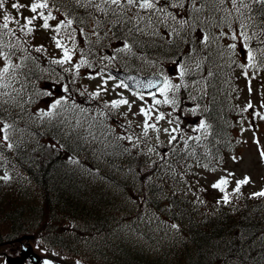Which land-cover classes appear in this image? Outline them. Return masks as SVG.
Wrapping results in <instances>:
<instances>
[{
    "label": "trees",
    "instance_id": "1",
    "mask_svg": "<svg viewBox=\"0 0 264 264\" xmlns=\"http://www.w3.org/2000/svg\"><path fill=\"white\" fill-rule=\"evenodd\" d=\"M18 1L5 0V7L0 9V24L5 13L13 18L8 25L12 33L0 28V50L9 53L11 65L18 66L0 77V127L11 125L7 141L0 133V177L6 173L10 176L7 181L0 179V243L32 235L33 246L45 254L56 253L54 256L68 264H264V197L250 198L253 192L247 187L235 193L236 184H228L229 202L224 203L225 189L222 192L198 183L192 186L194 199L190 190L177 188L176 183L181 179L193 181L198 166L224 162L225 153L232 149L227 146V132L234 115L232 91L237 68L231 58L228 60V47L215 38L222 29L229 33V25L231 31L240 32L241 23L247 24L249 46L257 55L254 69L260 74L264 71V5L245 0L250 10L241 9L242 17L232 0H224L222 5L218 0H196L200 12H192L191 0H185L186 11L169 10L179 13L177 20H189V25L181 28L177 21L154 18L155 34L147 35L129 33L132 24L123 20L114 26L117 16L94 6L102 0H94L92 6H86L87 0L79 4L77 0H46V9L57 12L58 24L67 19H63V12L76 27L63 38L58 34L64 46L69 43L58 48L49 29L44 30L43 39L39 35L43 23L39 18L33 21L31 34L20 30L14 21L19 19L22 25L24 20L11 8ZM26 10L21 8L20 13L30 17L24 15ZM125 11L127 17H133L137 9ZM90 22L95 24L97 36H103L98 46H92L89 35L78 29ZM202 34L211 38L206 46L200 42ZM125 42L131 51L120 50ZM110 44L117 48H110ZM65 48L71 62L78 60L73 63L79 66L78 71L70 61L52 62L63 58ZM176 63L189 69L186 80L199 72L207 87L203 115L209 133L207 137L201 135L193 146H171L163 160H149L141 150L115 141L109 120L129 126L133 116L127 107H112L113 98L107 93L93 97V93L78 90L88 74L109 66L150 73ZM4 66L0 57V69ZM48 83L67 88L59 92L64 99L58 107L77 123L73 127L67 125L66 116L64 121L60 119L63 112L56 111L53 119H34V105ZM88 96L99 107L92 105ZM70 97L75 99L74 107L69 105ZM79 125H87L88 133L81 132ZM92 146H97L106 164H98ZM185 151L192 152V158ZM164 204L166 209H161ZM150 214L164 228L169 227L164 246H157L147 234L138 241L133 237L140 233L137 223L141 215ZM173 224L178 227L173 228Z\"/></svg>",
    "mask_w": 264,
    "mask_h": 264
},
{
    "label": "rangeland",
    "instance_id": "2",
    "mask_svg": "<svg viewBox=\"0 0 264 264\" xmlns=\"http://www.w3.org/2000/svg\"><path fill=\"white\" fill-rule=\"evenodd\" d=\"M39 12V10H38ZM49 10H45L44 15H47ZM52 16L56 19L57 12L51 13ZM63 16V14H62ZM64 17V16H63ZM54 19V20H55ZM54 20L50 23L52 27L54 26ZM91 27L93 29L94 25L91 23ZM51 27V28H52ZM82 31V29H81ZM75 32V29L69 27H61L59 33L62 37H65L68 34ZM227 30L222 29L218 32V35ZM229 32V31H228ZM87 33L90 31L87 30ZM104 34V33H103ZM227 34V33H226ZM105 35V34H104ZM107 36V35H105ZM231 36L229 32L225 38L220 39L223 45L236 43L237 44V54L234 55L235 58H239V51L241 48L239 47L240 43L238 39L233 41L228 37ZM100 37L97 36L95 29L92 34H89V38L91 39L92 46H98L100 43ZM104 52V50H95ZM73 63V62H72ZM178 67L176 68L171 66H166L165 72L167 75V79L169 80L171 85H178L179 87L173 90H169L167 93L168 98H175V101L178 104V107L169 103H153V96L155 99L163 101L165 99L164 95H161L158 92L155 95L151 96H132L127 91L122 89L120 86H116L114 81L108 80V76L105 73H101L98 76H93L90 80L86 81L78 88L82 94L85 93H95L97 90H100V93H107L112 98V101H119L121 99L127 100L128 104H123V106L129 108V104L131 105L130 111L133 115V122L130 123L129 126H124L120 121L109 120V129L113 131L114 134H117L118 137H128L131 136L133 139L130 142L127 139H120L123 144L126 146H133V144H138L136 149L141 148L144 154H147L150 157L155 158V160H160V155L163 146L169 145V134L164 131V129H177L175 132H172V135L177 136L179 133L183 132H192L194 129L198 127L194 125L195 122L198 123V115L194 112L193 109L196 107L195 98L191 97L197 92L194 81L190 85H186L183 82L181 72H183L186 68ZM171 68H174L172 72H170ZM188 68L186 69L184 75L186 74ZM198 72H195L193 75H197ZM184 77V76H183ZM185 78V77H184ZM262 81V80H261ZM260 81V82H261ZM102 86V87H101ZM248 81H245L241 78L238 81V106L236 108H244L249 102H251L252 107L245 112V118H238L239 120L235 121L233 124V129L231 131V136L233 140L238 141V145L234 154H231L229 159L228 166L225 170H221L218 172L210 173L206 171H201L202 178L206 181L208 185H213L217 181H219L222 177L228 179V183L236 182L237 180L244 179L245 176L250 178V182L248 184H244V186H251V190L255 188L263 189L264 186V160L260 157V151L264 150V119H260V116H264V80L261 83H251V93L248 90ZM59 88V87H58ZM93 88V89H91ZM180 90L185 94V96L180 95ZM140 97H143L142 99ZM92 105L99 107L95 102L93 97L88 96ZM82 102V101H81ZM188 106V107H187ZM102 107L104 108V102H102ZM148 107H152L151 109ZM144 108L146 111H149L150 118L148 120L149 124H155L159 131L148 129L147 136L143 135L144 133V122L145 117L141 114L140 109ZM259 115H254V114ZM163 116V119L156 120L157 116ZM37 118H40L37 115ZM74 124H77L76 122ZM251 126V127H250ZM79 129L81 132L88 133V127L79 125ZM244 129V131H241ZM254 140H258L259 144L254 143ZM96 148V153H94V158L98 159L101 164H106V160L104 159L103 154L98 153L97 146H92ZM153 149L149 151V149ZM233 157H236L234 160ZM91 159V158H90ZM92 160V159H91ZM108 165V164H107ZM109 166H106L108 168ZM117 172L116 170L113 171ZM232 173V176L228 174ZM238 178V179H237ZM121 190L118 191L117 199L120 200L121 196H119ZM154 215L141 216L140 221L137 223L138 227L144 229L145 231L152 232V240L157 243V245L164 246L166 244V229L164 226L158 224L157 219H155ZM117 249L119 250V243L115 244ZM32 247L37 255L42 258V264L44 260H50L53 264H63V261L59 257H53L45 254L41 249ZM6 250L2 251L8 259H15L18 257L19 245L15 244L12 247H5ZM1 254V252H0ZM3 256H0V264H3ZM29 264V263H24Z\"/></svg>",
    "mask_w": 264,
    "mask_h": 264
},
{
    "label": "snow or ice",
    "instance_id": "3",
    "mask_svg": "<svg viewBox=\"0 0 264 264\" xmlns=\"http://www.w3.org/2000/svg\"><path fill=\"white\" fill-rule=\"evenodd\" d=\"M254 3H260L262 5H264V0H253ZM77 3H81V0H77ZM94 3V0H87V5L86 6H92ZM219 4H223L224 0H218ZM115 5L116 8L112 9L111 7L109 8H105L103 5ZM191 4H192V12H200L202 11V8H199L196 6V0H191ZM232 5L234 10L240 14V16H244V13L241 11V9H249L250 10V4L246 3L245 0H232ZM98 11H103L105 13H107L108 11H112L113 15L117 16V20L114 22V26L116 24H119L121 22V20H123L125 23H131L132 27L128 29L129 33L136 31L138 33L141 34H147V35H154V23L156 22V19H160L162 21H166L168 19L177 21L181 28H183L185 25H189L190 21L189 20H185V19H179L177 20V17L179 15V13H173L171 11H169V8H173V9H180V10H187L186 9V4H185V0H102L101 4H95L94 5ZM5 7V0H0V9H3ZM136 8L137 12L134 14L133 17H127L126 16V9H130V8ZM11 8L16 10L17 13L22 17V19L24 20V23L21 25L20 24V20L17 19L14 22L18 25H20V30L22 32H26V34H31L33 32V28L31 27V25L33 24V21H35L37 18L43 20V23L41 25L42 28L44 29H50L52 26L49 24L50 20H54L55 17L52 16L51 12H49L47 15H44L43 11H40L38 13V10H43L48 8V4L46 2V0H33L32 3H30L29 5H22L20 3H12L11 4ZM21 8H27L28 11H30L31 13H33L32 16L30 17H23L22 13H20V9ZM117 9L119 11H117ZM140 12H145L148 13L147 16L145 15H140ZM229 15H231V13H229ZM250 19V17L248 18ZM13 21V18L5 13L3 15V23L0 24V28L2 29H7V31L9 33H12L13 30L9 28V22ZM72 24V20H67L66 23L65 21H61L60 24L56 25L55 29H53L54 31L59 32L61 27H65V26H70ZM143 25V26H141ZM230 31H231V26L229 25ZM149 29H153L152 31H149ZM193 30L195 31V28H193ZM174 33L176 32V29L173 28L172 30ZM239 38L241 39V51L244 53L245 56V60L246 63H240L238 66L241 67L242 69H244L243 71V75L245 76V78L248 80V90L249 93H251L252 89H251V78L248 77V72L247 69L249 67L252 68H256L257 67V55L256 53L253 51V49L249 46V41L251 39V37L247 34V24L245 23H241L240 25V32H239ZM238 35L237 33L233 32L232 35L228 38H230L233 41H236L238 39ZM227 36L226 33L221 32L219 34L218 37H216L215 39H222L225 38ZM71 39H74L73 36H70ZM53 39L56 41V46L58 48L63 47L61 44V41L59 39H57L56 37H53ZM211 38L207 35V34H202V36L200 37V42L202 44H204L205 46L207 45V43L209 42ZM228 49L230 50V54L231 55H236L237 54V44L236 43H231L228 46ZM123 51H131V46L130 44H128L127 42H125L123 44V48L120 49ZM37 51H40V48H37ZM0 57H3L5 60V66L0 69V77H3L5 74H7L10 70V68L13 67H18V66H13L10 63V55L9 53H5L3 50H0ZM71 60V56L69 54V50L68 49H64V53H63V58L61 60H54L52 61L53 63H67ZM261 62L264 63V51L261 52ZM81 63H86V61H82ZM74 67H76L77 71L79 66L74 65ZM181 75H183V72H181ZM92 78V77H90ZM148 87H153V83L150 81L147 85ZM102 87V86H101ZM178 85H171L169 80L167 79V77L164 78V82H163V86L161 88L158 89V91L161 93V95H164L165 99L163 101L157 100L155 99V96H153V103L154 104H160V103H165V104H173L175 105L176 101L175 98L173 97L172 99L168 98L167 93L169 92V90H173L178 88ZM64 91H67V88L64 89ZM48 95H52V92H48L46 93ZM100 94V91L98 90L97 92L93 93V97L97 96ZM141 99L143 97H140ZM63 97H61L60 99H57L55 101V103L51 106L53 109L56 108L58 105H60L63 101ZM120 104H128L127 100L121 99L119 101H112V107H118ZM107 107V105H106ZM252 107L251 102H249L243 109L242 111L246 112L248 111V109H250ZM262 107H264V105H262ZM129 108H131V105L129 104ZM140 112L142 115H144L145 117V122H144V133L143 135L147 136L148 134V129H152L155 131H159V129L156 127L155 124H149L148 120L150 118L149 115V111H146L144 108L140 109ZM43 115L46 116H50L52 115L51 112H45L43 113ZM254 115H259L254 114ZM260 119H264V116H260ZM163 119V116H157L156 120H160ZM11 127V125L8 124H4L2 127H0V133H3V139L5 141H7L9 139V133H8V129ZM207 125L205 124L204 121L200 122V125L197 129H194V131H199L201 129L206 130L207 129ZM251 127V126H250ZM177 129H172L171 131L169 129H164V131L166 133L169 134V144H171L173 141H175L177 139V137L175 135H172V132H175ZM241 131H244V129H241ZM120 139H127L130 142L132 141V137L128 136V137H119ZM189 139H192V137H189ZM196 139H199V137H196ZM254 143L259 144L258 140H254ZM185 143H187V141H185ZM138 144V141H137ZM137 144H133V147H136ZM8 147L11 148L12 144L9 143ZM153 149H149V151H152ZM260 157L262 160H264V150L260 151ZM233 159L235 160L236 157H233ZM229 176H232V173L228 174ZM0 179H3L5 181L10 179V176L6 173L3 177H0ZM250 182V178L245 176L244 179L242 180H237L236 183V187L233 189V192L235 193H239L240 191V187L244 184H248ZM228 184V179L222 177L219 181H217L216 183H214L212 185L213 188H217L220 191H224V187L225 185ZM258 197H264V189H261L259 192H253L251 194L250 198H258ZM223 202L224 203H228L229 199H228V195L225 194L223 196ZM219 203V201H218ZM173 228H177L178 226L173 224L172 225ZM53 255H57L56 253H53ZM43 264H53L52 261L50 260H44ZM76 264H80V261H77Z\"/></svg>",
    "mask_w": 264,
    "mask_h": 264
},
{
    "label": "water",
    "instance_id": "4",
    "mask_svg": "<svg viewBox=\"0 0 264 264\" xmlns=\"http://www.w3.org/2000/svg\"><path fill=\"white\" fill-rule=\"evenodd\" d=\"M109 73L124 82L129 89L143 94L154 92L163 84V79L159 76L139 77L136 74H127L122 71L113 70H109ZM150 81L153 83V87L147 86ZM25 239L28 238L25 237ZM25 259H28L31 264H40V259L32 253L30 248H23L19 257L7 259V261L8 264H22Z\"/></svg>",
    "mask_w": 264,
    "mask_h": 264
},
{
    "label": "bare ground",
    "instance_id": "5",
    "mask_svg": "<svg viewBox=\"0 0 264 264\" xmlns=\"http://www.w3.org/2000/svg\"><path fill=\"white\" fill-rule=\"evenodd\" d=\"M209 14V13H208ZM163 54V53H162ZM166 54V53H165ZM161 56H163V55H161ZM113 208V207H112ZM115 209V208H114ZM81 211V210H80ZM88 213V212H87ZM98 215V214H97ZM99 218V217H98ZM88 219V218H87ZM102 220V219H101ZM86 223V222H85ZM97 226V225H96ZM117 226V225H116ZM16 228V227H15ZM146 234V231L144 230V229H141L140 228V233H137L136 235H134L133 237H134V239L135 240H139V239H141V238H143V236ZM142 236V237H141ZM47 255H50V254H47ZM51 256H54V255H51Z\"/></svg>",
    "mask_w": 264,
    "mask_h": 264
}]
</instances>
